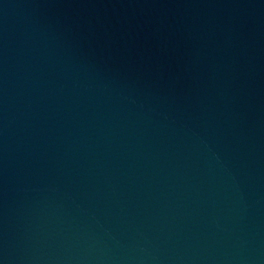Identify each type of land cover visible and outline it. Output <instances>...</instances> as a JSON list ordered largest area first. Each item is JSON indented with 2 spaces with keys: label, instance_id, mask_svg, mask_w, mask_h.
Instances as JSON below:
<instances>
[{
  "label": "water",
  "instance_id": "95a60500",
  "mask_svg": "<svg viewBox=\"0 0 264 264\" xmlns=\"http://www.w3.org/2000/svg\"><path fill=\"white\" fill-rule=\"evenodd\" d=\"M0 264H264V0H0Z\"/></svg>",
  "mask_w": 264,
  "mask_h": 264
}]
</instances>
